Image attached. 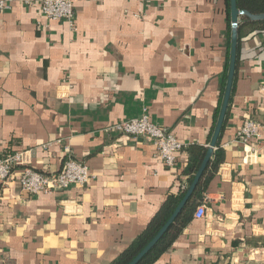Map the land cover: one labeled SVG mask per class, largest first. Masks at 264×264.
Masks as SVG:
<instances>
[{
  "label": "crops",
  "instance_id": "0c3cea01",
  "mask_svg": "<svg viewBox=\"0 0 264 264\" xmlns=\"http://www.w3.org/2000/svg\"><path fill=\"white\" fill-rule=\"evenodd\" d=\"M39 1L0 10V156L28 152L0 186V264H110L181 183L191 186L186 150L167 167L152 143L111 128L148 115L185 149L209 148L230 0H72L77 31L47 20ZM242 33L225 162L200 204L207 216L196 209L155 264H264V31ZM249 118L262 128L245 146L235 140ZM68 154L89 166L87 186L21 190L23 168L58 174Z\"/></svg>",
  "mask_w": 264,
  "mask_h": 264
},
{
  "label": "built area",
  "instance_id": "2783aa9c",
  "mask_svg": "<svg viewBox=\"0 0 264 264\" xmlns=\"http://www.w3.org/2000/svg\"><path fill=\"white\" fill-rule=\"evenodd\" d=\"M7 0H0V10L8 8ZM41 14L49 21L66 22L73 31H77L76 10L72 0H40ZM264 93V78L262 82ZM261 124L249 118L237 134L235 142L245 146L260 137ZM121 134L136 140L150 142L155 148V156L167 167H174L185 146L167 128L153 123L148 115L119 122L112 126ZM258 148L249 149L251 156H256ZM26 151H8L0 156V186L6 185L13 177L16 168L25 163ZM93 178L89 166L74 159L71 154L65 162L64 169L58 174H45L31 168H23L18 183L23 192L34 196L38 194H54L72 186H87ZM187 189V185L182 186ZM208 209L200 205L195 213L197 219L207 216Z\"/></svg>",
  "mask_w": 264,
  "mask_h": 264
},
{
  "label": "trees",
  "instance_id": "16d2710c",
  "mask_svg": "<svg viewBox=\"0 0 264 264\" xmlns=\"http://www.w3.org/2000/svg\"><path fill=\"white\" fill-rule=\"evenodd\" d=\"M237 2L240 10L248 11L252 14H264V0H237ZM244 26H249L252 29L264 31V20L253 22L249 20L246 16L242 17V22L240 24V29H239L238 59H237L236 76L232 90V96L234 95L235 92L237 72L240 64L239 49L241 43L243 42L242 31ZM231 31H232V26L230 23V42L228 46V60L224 70L221 95H220L216 115L214 118V123L210 130L208 144H210L212 141V137L223 104L228 72H229L230 56H231ZM231 103H232V97L227 111L226 121L224 123L223 130L218 140L216 151L214 152V155L211 158L191 199L182 209L181 213L175 219L174 223L171 225L169 230L165 233V235L161 238V240L157 243V245L151 250V252L147 256H145L139 264H155L156 262H158L159 259L173 247L176 240L184 233V230L193 220L194 212L197 209V207L203 202L204 194L207 192L208 186L212 178L214 177V175L217 174L219 168L225 162V149L222 147V144L224 142L223 141L224 129L226 127L227 118L230 114ZM185 150L189 155V161L184 169L183 174L187 176L189 184L191 185L195 179L196 174L198 173L199 169L203 164V161L208 152V147H206L205 145L195 144V145L187 146ZM182 185L183 184L181 183L178 187V190L175 193H172L171 195L168 196V198L163 203L161 208L150 220L146 229L133 241V243L126 250H124L110 264H130L146 248V246L156 237V235L169 221V219L172 217L179 204L185 198L187 190L183 189Z\"/></svg>",
  "mask_w": 264,
  "mask_h": 264
},
{
  "label": "water",
  "instance_id": "95a60500",
  "mask_svg": "<svg viewBox=\"0 0 264 264\" xmlns=\"http://www.w3.org/2000/svg\"><path fill=\"white\" fill-rule=\"evenodd\" d=\"M231 5V21H232V31H231V56H230V63H229V72L228 78L226 83V89L223 99V104L221 108V112L217 121V125L212 137L211 144L209 145L208 152L206 157L203 161L201 168L199 169L198 173L195 176L193 183L191 184L189 190L187 191L185 198L179 204L176 211L169 219V221L165 224V226L161 229V231L156 235V237L146 246V248L130 263V264H139L145 256H147L151 250L157 245V243L161 240V238L165 235V233L169 230L171 225L174 223L175 219L181 213L182 209L191 199L198 183L200 182L211 158L214 155L215 149L218 144L219 137L224 127V123L227 116V111L230 104V99L232 95V89L234 84V79L236 75V68H237V59H238V47H239V24H240V17L246 16L251 21H262L264 20V14H252L248 11L240 10L238 7L237 0H230Z\"/></svg>",
  "mask_w": 264,
  "mask_h": 264
}]
</instances>
